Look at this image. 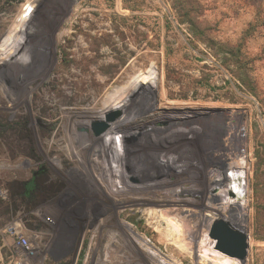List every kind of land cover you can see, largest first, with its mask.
<instances>
[{"label":"rangeland","instance_id":"1","mask_svg":"<svg viewBox=\"0 0 264 264\" xmlns=\"http://www.w3.org/2000/svg\"><path fill=\"white\" fill-rule=\"evenodd\" d=\"M260 1L0 0V264H123L128 235L160 264L221 263L180 258L145 232L143 209L152 206L129 207L126 195L109 193L91 177L99 156L88 153L85 165L70 136L100 147L107 134L150 140L161 133L154 129L176 144L162 156L171 164L148 161L158 164L153 179L168 172L179 188L194 186L174 207L200 232L197 255L217 252L207 226L219 214L201 205L208 197L226 210L239 204V221L228 222L249 235L245 264H264V28L243 42L249 24L261 25ZM108 118L104 136L78 132ZM198 169L239 176L240 192L230 193L232 182L208 189L205 178L201 189ZM11 232L28 240V253ZM108 251L116 252L109 260Z\"/></svg>","mask_w":264,"mask_h":264},{"label":"bare ground","instance_id":"2","mask_svg":"<svg viewBox=\"0 0 264 264\" xmlns=\"http://www.w3.org/2000/svg\"><path fill=\"white\" fill-rule=\"evenodd\" d=\"M20 51H22V48ZM17 59H18V56H16L15 60H17ZM155 84L156 83L153 81L150 84L148 89H151ZM95 123H106V125H107L106 130L107 131L105 130L106 132L104 131L103 133H101L97 136L93 130V125ZM85 126H87V125H85ZM111 127H112L111 122L97 120V121H93L91 123L90 128H80V129H78V132L80 134H83L80 131L83 129H86V133H84L85 135H88L91 132L95 138H99L101 136H104L109 131V129ZM138 132L135 131L134 133H131V131L127 130L124 132L118 131L116 133L107 134L105 137L100 139L101 141L98 142L99 144L101 143L100 147L96 145L97 142L95 143V141H91L88 139H81V137L76 138V137H74L73 134L70 136H71V140L74 143H75V141L78 142L77 143V148L79 150L78 158H80V160L85 165L89 166V164L91 163V160H89L90 158H88L90 155L87 157L88 153L91 154V153L95 152V154H93V155L99 156V158H97V159L94 158V160L92 162L93 168H96V170L99 172V174L97 176L92 175L91 177L96 179V181H98V183L101 181L103 186L107 187V189L109 190V193L126 195V197L128 199L129 207L139 206V207H145L146 208V206H148V205L152 206V207H147V209H143V211H144L143 213L145 215L144 222H143V229L145 230V232H147L148 234H153V235H155V233L157 232L159 235H161V237H163V240H162L163 243H169V245L175 246L179 249V251L174 250V252H176V255H178L180 258L190 256V255L191 256L194 255V257H195V254H196V257L198 256V258H202V259L203 258L207 259L206 256H212L215 258L219 257L218 261H220L221 263H218V264H223V257H224L223 255L224 254L219 253L217 250H216L217 252L213 251V253H211V254H206L205 251H202L201 255H197L198 251L196 250V252H195V248L197 245V242L195 239H198L197 237L199 236L200 232L188 230V226L186 225L185 220L182 219L183 217L182 218L179 217V214L183 213L184 211L182 209H179V208L175 209V207H174V206L181 207V206H185V204H187L184 202L181 203V202L177 201L176 198L182 197L185 193H188V195L191 196L189 194V191L190 192L194 191V189H193L194 186H190L189 187L190 190L185 189L184 187L179 188L178 186L181 185L182 183L180 184V183H177L176 180H172L171 174H169L168 172L166 173L167 178L165 180L153 179L152 174L154 173L158 164H155L154 166H152V165H149V163L154 164L157 162V160L159 158L161 159L163 154H165L164 150L167 149L168 144L170 145L169 148H173V145L176 144L174 142V140H172V137L174 138V136L168 135V134L165 135V133H166L165 131H161V130L159 131L157 129H154V131H152V133L153 134L155 133V135L156 134L159 135V133L161 132L160 135L157 136L158 138L155 137L153 139L150 137V140H148V138L146 136L144 137L143 134H141L140 132L138 133ZM152 133H150L149 136H151ZM162 135H165V136H162ZM162 138H164V139H162ZM181 146H182V144H181ZM175 147L176 148H182L185 150L184 146L178 147L176 145V146H174V148ZM86 151H87V153H86ZM179 151L180 150H178V153H179ZM70 152L72 153L71 149H70ZM176 155H178V154H176ZM72 156L74 157V155H72ZM147 157H148V159H147ZM74 158H76V157H74ZM165 158H167V157L162 158L163 160H165L164 164L165 165L169 164V163L171 164V162H169L170 160L165 159ZM174 160L175 159L172 158L171 161H174ZM148 161H149V163H148ZM101 171L106 172L107 174L110 173L109 176H107V178H106L107 181L103 180L102 175L100 173ZM197 172L198 173L201 172V174L203 176V178L201 179V181H203L202 182L203 186H201V189H203L204 186L206 185V181L209 183L208 189H209V187H210V189L220 188L221 186L228 187L227 183L232 182V184H235V188H238V189L236 191V189L234 187H230L231 188L230 193H236V192L239 193L240 192L239 191V184H238V181L240 179L239 176H238V180L236 181V178L234 175H232L230 177V176H227V174L225 172L219 171V170L212 172L210 175H207V173H205V170H201V169ZM90 175H91V173H90ZM98 178L100 181L98 180ZM204 178L206 181L203 180ZM199 181H200V179H198V177H195L192 180H190L188 178H187V180H183L184 184L190 183L191 185H192V183L199 182ZM102 184L100 183V185H102ZM208 191L211 194V191L210 190H208ZM109 193H107V194H109ZM218 198H220L219 201H222V203H223V200L227 201L226 190L220 191V193L218 194ZM206 200L210 201L211 199L206 197L201 204L202 207L208 208V209H213V210H215L216 213L219 214V215H217V216H219V218L215 219V221L212 223V226L214 225V223L216 221L224 220L225 222L229 223L233 227V225L230 222L235 223V221L236 222L239 221L240 216H241V214H239L237 211L238 209H240L239 204L235 205V204L228 203L229 208L227 210L230 213L229 214L230 218H229L223 213V212L227 211L225 209V207H223V204L220 206L219 205L215 206L212 203V201H210V203L208 204V203H206ZM228 221H230V222H228ZM239 225L240 224H238V226ZM212 226L211 227L207 226V229L210 231ZM234 227H235V225H234ZM207 236L208 235H206V237ZM109 237H110V234H109ZM212 243L214 245H216L215 241H213ZM203 245H204V243H203ZM200 246H201V243H200ZM202 246L200 247V251L203 249ZM117 247H120V246H117ZM197 247H199V246H197ZM193 248H194V254L192 253ZM110 254L114 255V254H116V252L112 251V253H110V251H108L107 255L104 254L105 258H107V260H109ZM122 254H124V253H122ZM225 256H227V255H225ZM124 258H125V256H124ZM229 258H231V257H229ZM120 259H122V258H120ZM231 259H233V258H231ZM234 260H236V259H234ZM136 263L137 264H160L159 259L156 255H154L150 252L149 253L146 252V254H144L143 250L139 249V247H137V245L134 243L133 240H131V237H129V235H128L127 256H126L125 262L123 264H136ZM109 264H111V263H109ZM224 264H228V262L224 263Z\"/></svg>","mask_w":264,"mask_h":264},{"label":"water","instance_id":"3","mask_svg":"<svg viewBox=\"0 0 264 264\" xmlns=\"http://www.w3.org/2000/svg\"><path fill=\"white\" fill-rule=\"evenodd\" d=\"M111 118H108V122ZM107 129L106 123H95L93 130L98 136ZM209 237L216 242L215 249L220 253L245 264L249 253V235L236 230L224 220H219L212 226Z\"/></svg>","mask_w":264,"mask_h":264},{"label":"trees","instance_id":"4","mask_svg":"<svg viewBox=\"0 0 264 264\" xmlns=\"http://www.w3.org/2000/svg\"><path fill=\"white\" fill-rule=\"evenodd\" d=\"M236 1H241V3H243L246 6L252 3L251 2L252 0H236ZM255 1H257V0H255ZM253 8L255 9V11H254L255 17L257 18L258 21H260L261 25L254 24L252 26L249 24V28H247L244 31L243 42H245V40H247V39H250L258 30H260V27L264 28V0H261L260 2H258V5H256V6L254 5Z\"/></svg>","mask_w":264,"mask_h":264},{"label":"built area","instance_id":"5","mask_svg":"<svg viewBox=\"0 0 264 264\" xmlns=\"http://www.w3.org/2000/svg\"><path fill=\"white\" fill-rule=\"evenodd\" d=\"M11 233L15 236L14 238L17 240V245L23 248L28 253L30 250V247L28 245V240L23 236H19L17 232H11ZM16 264H22V262L19 261L16 262Z\"/></svg>","mask_w":264,"mask_h":264}]
</instances>
